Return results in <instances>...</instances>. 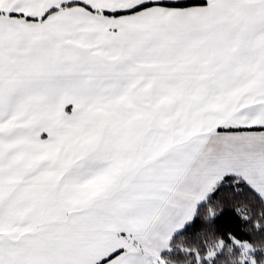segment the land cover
Listing matches in <instances>:
<instances>
[{"label":"snow or ice","instance_id":"obj_1","mask_svg":"<svg viewBox=\"0 0 264 264\" xmlns=\"http://www.w3.org/2000/svg\"><path fill=\"white\" fill-rule=\"evenodd\" d=\"M0 264H264V0H0Z\"/></svg>","mask_w":264,"mask_h":264},{"label":"trees","instance_id":"obj_2","mask_svg":"<svg viewBox=\"0 0 264 264\" xmlns=\"http://www.w3.org/2000/svg\"><path fill=\"white\" fill-rule=\"evenodd\" d=\"M221 225L226 227V228H234L236 226L237 223V218L229 215V216H225L221 219L220 221Z\"/></svg>","mask_w":264,"mask_h":264},{"label":"crops","instance_id":"obj_3","mask_svg":"<svg viewBox=\"0 0 264 264\" xmlns=\"http://www.w3.org/2000/svg\"><path fill=\"white\" fill-rule=\"evenodd\" d=\"M98 187H99V185H98L97 183H93V184H90V185L88 186L89 191H95V190L98 189Z\"/></svg>","mask_w":264,"mask_h":264}]
</instances>
